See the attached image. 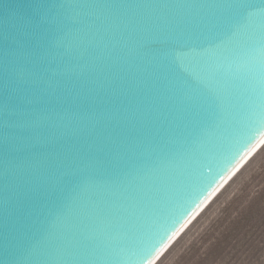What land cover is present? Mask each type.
<instances>
[{
    "label": "water",
    "instance_id": "obj_1",
    "mask_svg": "<svg viewBox=\"0 0 264 264\" xmlns=\"http://www.w3.org/2000/svg\"><path fill=\"white\" fill-rule=\"evenodd\" d=\"M264 144V0H0V264H156Z\"/></svg>",
    "mask_w": 264,
    "mask_h": 264
},
{
    "label": "rangeland",
    "instance_id": "obj_2",
    "mask_svg": "<svg viewBox=\"0 0 264 264\" xmlns=\"http://www.w3.org/2000/svg\"><path fill=\"white\" fill-rule=\"evenodd\" d=\"M156 264H264V146Z\"/></svg>",
    "mask_w": 264,
    "mask_h": 264
},
{
    "label": "bare ground",
    "instance_id": "obj_3",
    "mask_svg": "<svg viewBox=\"0 0 264 264\" xmlns=\"http://www.w3.org/2000/svg\"><path fill=\"white\" fill-rule=\"evenodd\" d=\"M263 146H264V144H263V145H262V146H261V147H260V148H259L254 154H253V156L247 161V163H248V162L254 157V155H255L257 152H259V151L262 149ZM247 163H246V164H247ZM246 164H245V165H246ZM245 165H244V166H243V167H242V168H241V169L235 174V176H236V175H237V174H238V173H239V172L245 167ZM235 176H234V177H233V178H232V179L226 184V186H227V185H228V184H229V183L235 178ZM226 186H225V187H226ZM225 187H224V188H225ZM224 188H223V189H224ZM223 189H222L221 191H223ZM221 191L216 195V197L221 193ZM216 197H215V198H216ZM215 198H214V199H215ZM214 199L208 204V206L214 201ZM208 206H207V207H208ZM207 207H206V208H207ZM206 208H205V209H206ZM205 209H204V210H205ZM204 210H203V211H204ZM203 211H202V212H203ZM202 212H201V213H202ZM201 213H200V215H201ZM200 215H199V216H200ZM199 216H198V217H199ZM198 217H197V218H198ZM197 218H196V219H197ZM196 219H194V220L191 222V224L189 225V227L195 222ZM189 227H188V228H189ZM188 228H187V229H186V230H185V231L179 236V238H180V237H181V236H182V235L188 230ZM179 238H178V239H179ZM178 239H177V240H178ZM177 240H176V241H177ZM173 245H174V243L171 245V247H172ZM171 247H170V248H171ZM170 248H169V249H170ZM169 249H168L167 251H169ZM167 251L164 253V255L167 253ZM164 255H163V256H164ZM163 256H162V257H163ZM162 257H161V258H162ZM161 258H160V259H161ZM160 259H159V260H160Z\"/></svg>",
    "mask_w": 264,
    "mask_h": 264
}]
</instances>
